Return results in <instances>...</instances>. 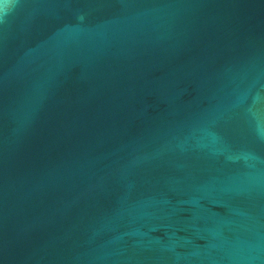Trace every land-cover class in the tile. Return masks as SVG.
<instances>
[{
	"label": "water",
	"instance_id": "obj_1",
	"mask_svg": "<svg viewBox=\"0 0 264 264\" xmlns=\"http://www.w3.org/2000/svg\"><path fill=\"white\" fill-rule=\"evenodd\" d=\"M0 264H264V0H0Z\"/></svg>",
	"mask_w": 264,
	"mask_h": 264
}]
</instances>
